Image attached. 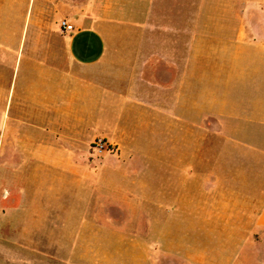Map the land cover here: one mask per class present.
<instances>
[{
  "label": "crops",
  "instance_id": "crops-1",
  "mask_svg": "<svg viewBox=\"0 0 264 264\" xmlns=\"http://www.w3.org/2000/svg\"><path fill=\"white\" fill-rule=\"evenodd\" d=\"M32 1L0 264H264V0Z\"/></svg>",
  "mask_w": 264,
  "mask_h": 264
},
{
  "label": "rangeland",
  "instance_id": "rangeland-1",
  "mask_svg": "<svg viewBox=\"0 0 264 264\" xmlns=\"http://www.w3.org/2000/svg\"><path fill=\"white\" fill-rule=\"evenodd\" d=\"M10 3V7L6 8V10L4 9V12H8L11 15L5 16V15H1L0 14V36H1V28L2 26L4 27V29H8L9 31L11 30V32H15L13 33V36L16 40H13L14 42H17L19 40V36L21 34L22 28L24 26V23L28 24H32L33 21V15L31 12V7H32V3L33 1L31 0H27L26 3L22 2V1H14V3L16 4V7L13 10L12 8V1L10 0L8 2V4ZM6 4L5 0H0V8H4ZM19 5V6H18ZM2 10H0L1 12ZM18 30H20V32L18 33ZM7 36H10V34H7ZM29 38V34L27 36ZM13 57V52L12 50L8 49V47H6V45H2V43L0 42V62H1V57ZM2 68H4V80H2L5 83V86L9 84V82L11 83V79H12V73H13V66L10 65H1L0 64V80H1V71ZM1 81V82H2ZM7 87V86H6ZM6 93V92H5ZM6 114L4 112H2L1 109V90H0V185L2 182V175L4 173V171L9 170L8 168L12 167L15 165L16 162H8L6 160H4V158L6 157V142H7V136L6 134L4 139L3 138V123H5V119H6ZM105 153H110L112 154L113 151H108ZM108 212V211H106ZM118 214L120 216H128V210L127 209H122L120 211H118ZM115 216H118L117 213H114Z\"/></svg>",
  "mask_w": 264,
  "mask_h": 264
},
{
  "label": "built area",
  "instance_id": "built-area-1",
  "mask_svg": "<svg viewBox=\"0 0 264 264\" xmlns=\"http://www.w3.org/2000/svg\"><path fill=\"white\" fill-rule=\"evenodd\" d=\"M60 30L62 33H68L73 31L72 25L68 24L67 21L62 20L59 24ZM94 148L99 152V153H104V152H110L112 151L111 147L106 144V142L102 139H98L94 143Z\"/></svg>",
  "mask_w": 264,
  "mask_h": 264
}]
</instances>
